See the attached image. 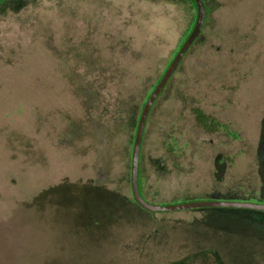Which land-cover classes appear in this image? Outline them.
Wrapping results in <instances>:
<instances>
[{"label": "rangeland", "instance_id": "rangeland-1", "mask_svg": "<svg viewBox=\"0 0 264 264\" xmlns=\"http://www.w3.org/2000/svg\"><path fill=\"white\" fill-rule=\"evenodd\" d=\"M203 1L138 193L264 204V0ZM195 18L192 0L0 1V264H264V211L131 194L139 116Z\"/></svg>", "mask_w": 264, "mask_h": 264}, {"label": "water", "instance_id": "water-1", "mask_svg": "<svg viewBox=\"0 0 264 264\" xmlns=\"http://www.w3.org/2000/svg\"><path fill=\"white\" fill-rule=\"evenodd\" d=\"M1 1V0H0ZM194 7L196 9V18L191 32L188 34L179 50L173 57L170 64L167 66L166 70L162 74L160 80L157 82L152 92L148 96L141 114L138 119L136 132L133 140L132 153H131V165H130V188L132 197L137 205L143 209L149 211H174V210H183L197 207H238V208H249L255 210L264 211V204H253V203H244V202H232V201H213V202H199V203H188V204H179L171 206H154L144 202L139 196L137 189V172H138V160H139V150L143 135V129L145 122L149 113V110L155 101L158 94L161 92L169 78L172 76L176 70L179 62L184 57L188 49L193 44L196 37L199 35L203 22L206 18V9L203 0H192Z\"/></svg>", "mask_w": 264, "mask_h": 264}, {"label": "trees", "instance_id": "trees-1", "mask_svg": "<svg viewBox=\"0 0 264 264\" xmlns=\"http://www.w3.org/2000/svg\"><path fill=\"white\" fill-rule=\"evenodd\" d=\"M199 119H201V117H198ZM200 122H206V119L204 118L202 121H200ZM216 126H219V125H216Z\"/></svg>", "mask_w": 264, "mask_h": 264}]
</instances>
